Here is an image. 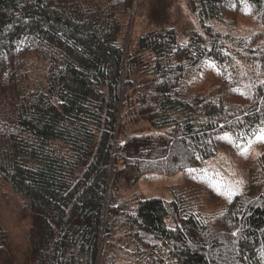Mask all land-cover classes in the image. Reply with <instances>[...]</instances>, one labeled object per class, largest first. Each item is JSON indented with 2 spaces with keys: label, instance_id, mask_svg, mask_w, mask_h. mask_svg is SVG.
Wrapping results in <instances>:
<instances>
[{
  "label": "trees",
  "instance_id": "1",
  "mask_svg": "<svg viewBox=\"0 0 264 264\" xmlns=\"http://www.w3.org/2000/svg\"><path fill=\"white\" fill-rule=\"evenodd\" d=\"M134 1L0 0V181L35 221L32 264H264V151L243 191L204 215L186 212L193 186L170 201L116 202L114 178L117 159L135 179L173 175L215 156V136L243 146L264 126L262 33L232 39L231 52L212 24L234 30L242 15L264 25V0H191L209 44L200 34L179 43L171 28L142 35L153 63L137 84L118 42ZM236 59L256 66L244 83ZM209 66L216 77L197 86ZM127 107L170 134L120 138ZM6 242L0 219V257Z\"/></svg>",
  "mask_w": 264,
  "mask_h": 264
},
{
  "label": "rangeland",
  "instance_id": "2",
  "mask_svg": "<svg viewBox=\"0 0 264 264\" xmlns=\"http://www.w3.org/2000/svg\"><path fill=\"white\" fill-rule=\"evenodd\" d=\"M216 32L224 39L225 47L231 52L232 39L249 37L256 32L262 33L264 39V25L255 17L238 16L234 30L227 29L220 21L212 20ZM171 28L175 32L179 43L189 42L192 34H200L209 44L208 37L203 33L198 8L191 6V0H135L132 9L123 18V28L118 42L124 46L126 53L133 61L131 78L133 83L146 77L144 70L153 63L150 52H141L138 38L142 35L158 30ZM231 71L242 82H246L255 74V64L242 59H236ZM197 86L208 88L216 77V70L209 66L201 74ZM119 126V137L134 133L164 137L171 129H154L147 121L135 115L130 107L124 108ZM264 126L241 146L239 137L222 134L214 137L217 148L215 156L204 160L199 166L178 171L173 175L147 173L135 179L133 173L122 171L119 159L116 160V202L135 198H162L170 201L174 193L185 187H195L199 194L193 197L195 202L188 201L187 211H194L200 215L222 209L233 196L243 191L245 176L249 169L255 168L259 155L264 151ZM212 190L218 199L212 202L206 191ZM197 202V203H196ZM200 204H203L202 206ZM0 219L6 232L7 242L0 257V264H32L33 257L30 249V235L35 221L24 205L23 199L12 192L5 183L0 181ZM168 226H174L173 219H166ZM115 241L124 242L126 235L112 233ZM110 250H106L109 254ZM117 264H135L129 261H116Z\"/></svg>",
  "mask_w": 264,
  "mask_h": 264
},
{
  "label": "snow or ice",
  "instance_id": "3",
  "mask_svg": "<svg viewBox=\"0 0 264 264\" xmlns=\"http://www.w3.org/2000/svg\"><path fill=\"white\" fill-rule=\"evenodd\" d=\"M261 139L264 140V136H262Z\"/></svg>",
  "mask_w": 264,
  "mask_h": 264
}]
</instances>
